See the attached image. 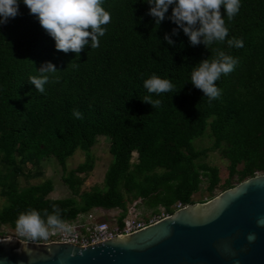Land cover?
<instances>
[{"label":"trees","instance_id":"obj_1","mask_svg":"<svg viewBox=\"0 0 264 264\" xmlns=\"http://www.w3.org/2000/svg\"><path fill=\"white\" fill-rule=\"evenodd\" d=\"M102 6L111 13L107 31L99 47L86 45L79 55L57 50L23 3L16 17L0 24V198L6 200L0 231L15 229L21 211L51 213L54 204L63 221L95 209L118 210L115 221L121 225L128 205L136 202L150 215L161 210L171 215L178 203H205L192 196L205 181L208 200L216 197L221 180L219 169L206 162L211 153L228 163L220 193L264 173V0H242L233 20L224 16L228 37L242 38L241 48L226 42L191 46L182 30L173 35L177 26L167 18L156 25L142 0H103ZM217 49L238 64L216 81L221 95L209 103L190 75L193 65L212 59ZM48 62L57 72L49 74L42 94L29 76ZM152 73L169 79L173 90L148 93L143 81ZM146 95L161 104L154 108L142 100ZM73 109L83 118L73 117ZM99 138L107 141L111 156L103 187L82 191ZM200 138L211 144L196 148L193 142ZM77 150L85 160L67 169ZM50 158L61 168L67 198H48L49 179L20 186L21 177H42V162Z\"/></svg>","mask_w":264,"mask_h":264},{"label":"water","instance_id":"obj_2","mask_svg":"<svg viewBox=\"0 0 264 264\" xmlns=\"http://www.w3.org/2000/svg\"><path fill=\"white\" fill-rule=\"evenodd\" d=\"M261 216L264 173L129 235L86 247L24 246L0 235V264H264Z\"/></svg>","mask_w":264,"mask_h":264},{"label":"clouds","instance_id":"obj_3","mask_svg":"<svg viewBox=\"0 0 264 264\" xmlns=\"http://www.w3.org/2000/svg\"><path fill=\"white\" fill-rule=\"evenodd\" d=\"M142 2L150 6L149 14L154 18L156 25L159 26L161 21L167 18L177 26L172 30L173 35L182 30L191 46L202 43L209 48L215 42H226L230 48L243 47L242 38L228 37L229 28L224 19L226 15L228 21L233 20L240 11L242 0H142ZM20 3L29 9L30 14H34L35 19L54 39L57 50L64 52L71 50L77 55L86 45L93 49L99 47V38L107 31L104 26L111 21V13L102 6L103 0H0V24L7 23L10 18L19 14ZM164 39L169 45L174 43L167 34ZM237 64L238 58L217 49L212 59H202L192 66L190 82L202 90L203 96L211 103L221 95L216 81L222 74L231 73ZM37 71V75L29 76V82L43 94L46 91L45 84L50 79L49 74L56 73L57 70L48 62ZM143 87L148 93L159 95L171 92L174 85L169 79L152 73L150 77L144 79ZM142 100L154 108L161 104L160 99H153L150 95L144 96ZM72 115L77 119L83 118L78 109H73ZM52 208L51 213L47 208L40 211L28 208L17 215L14 222L15 234L22 238L17 239L22 245L27 246L29 242L47 239L50 230H69L61 218L59 207L54 204ZM256 222L258 226L264 227V216L258 217ZM248 239L254 240L255 234L250 233Z\"/></svg>","mask_w":264,"mask_h":264},{"label":"rangeland","instance_id":"obj_4","mask_svg":"<svg viewBox=\"0 0 264 264\" xmlns=\"http://www.w3.org/2000/svg\"><path fill=\"white\" fill-rule=\"evenodd\" d=\"M194 145L196 148H205L211 144V141L208 138H200L195 140ZM91 154L95 159V164L93 170L88 174L81 190L88 191L93 186L103 187V179L106 169L111 161V156L108 152V144L104 138H99L96 144L91 148ZM135 154H133L134 160ZM85 160V155L77 150L70 158L67 160V169L75 168L78 164L82 163ZM206 162L211 166H216L219 169V177L221 180L220 186L214 191V194L218 196L221 192V186L224 181L228 178L227 166L228 163L226 160L222 159L219 153L209 154ZM42 173L43 176L36 179L25 180L23 177L19 179L20 186L35 185L39 182H42L45 179H49L53 183V191L49 194L48 198L50 199H64L70 196V191L62 182V171L57 162L50 158L42 162ZM232 182L235 184L236 179H233ZM206 182L203 181L200 187V191L195 193L192 196V200L195 202L209 201V194L206 192ZM6 205V200L0 198V209ZM135 206L136 216L144 219L149 217L151 211L146 210L143 205L139 202L128 205V208ZM92 214L95 216L96 221H106L109 223L114 222V217L118 216V210H111L109 212L102 210H92ZM12 229L9 227H2L1 231L6 235L12 233ZM0 231V234H1Z\"/></svg>","mask_w":264,"mask_h":264},{"label":"built area","instance_id":"obj_5","mask_svg":"<svg viewBox=\"0 0 264 264\" xmlns=\"http://www.w3.org/2000/svg\"><path fill=\"white\" fill-rule=\"evenodd\" d=\"M183 207V205L178 203L173 206V212ZM169 216L170 214L161 210L159 214L149 215V217L141 219L136 216L135 206H132L128 208L127 214L123 219L122 224L118 225L115 220L113 223L106 221H96V218L92 212H89L87 214L78 215L74 220L64 221L69 230H50V235L47 239L37 240L35 242L29 243L38 245L65 243L86 247L104 242L114 237L129 235ZM11 231L12 233L10 235L3 233V236L13 238L15 240L22 239L16 236L15 229H12Z\"/></svg>","mask_w":264,"mask_h":264}]
</instances>
